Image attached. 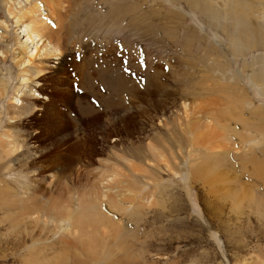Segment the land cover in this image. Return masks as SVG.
<instances>
[{"label":"rangeland","instance_id":"rangeland-1","mask_svg":"<svg viewBox=\"0 0 264 264\" xmlns=\"http://www.w3.org/2000/svg\"><path fill=\"white\" fill-rule=\"evenodd\" d=\"M40 1L43 3L44 0ZM46 1V3L44 1L45 6L50 5L49 3H56V0ZM219 1L221 4L216 3L215 0H59V2L57 0L58 4L62 2L59 4L60 6H64L59 8L57 16L64 24L65 29L62 34L65 37L61 36L63 38L61 45H64L62 48L64 50H61L66 53H69V51L75 53L77 62L84 55L97 57L99 63L97 61V64H95L98 68L111 67L108 66L107 59L114 52L113 56L117 54L119 63L122 65L127 64L125 69H131L133 66L140 69L141 74L140 77H137L139 79L136 78L137 82H131V87H138L139 90L135 95H133V92L123 95L122 103L125 109L121 107L108 108V106H104L103 100L105 98H102V95L104 97L110 95H108L106 88H101V85H99L97 89L94 88L99 96L89 98L91 96L84 95L83 90L79 87L78 74L75 75V71L70 72V74H74L71 75L72 81L77 76V87L74 83L72 84L71 105L64 106L66 112L60 110L71 122V128L69 127L68 130L60 134L64 143L58 147H53L46 140L43 144L37 143V147L33 143L26 146V149L32 151V153L46 154V152H51L49 155L52 154L47 163L45 159L46 164L44 165L47 167L42 171L35 170V173H28L29 164H26L22 167V170L25 167L24 173L20 174L17 171L22 166L20 163L0 158L2 160L0 161V186H7L14 193L21 192L23 197L26 192H32L39 199L41 198L42 203L47 202L46 192H48V195L50 193L56 197L58 190H61L59 191L61 193L64 190L65 192H74L77 196L80 192L83 193V190L79 192L78 188L82 187L84 189L88 186V183L93 181L92 179L95 176L93 177L91 174L98 171V168L102 165L101 161L109 159L108 155L112 151L111 146L116 143L114 142V135H118L124 144L133 148L136 145L138 147L139 144V146H142V150L148 141L153 142L149 138L145 140V136L156 137L158 134V136L165 139L166 146L169 145L173 152L181 176H185L189 165L188 161L193 158L197 160V152L193 150V158L186 157L185 159V146L178 149L173 143L172 137L170 138L171 132L167 128L171 127L170 129H172V125L170 124V127L165 128L167 121H173L176 109H180L178 103L184 98L187 102L189 101L191 108H196L195 111L199 112L201 119H199V124L202 126L207 123L205 126L208 127L204 128L205 126H203L199 135L197 133V135L190 134L191 138L194 137V143L217 140V135L221 133V125L225 126L226 129L229 128L228 130L232 132L237 129L239 135L244 139H255V142L245 140V145L240 144L242 148L232 152L228 149L227 158L231 157V161H228L233 164L232 170L228 174H231L230 177L234 178L233 182L240 181L243 184L240 187L257 193L256 195L264 201V171H262L264 170V24L262 25L263 22L259 20L262 17V11H264V0ZM3 3L4 0H0V19L6 21L7 28L6 32L2 34L6 35V38L0 35V50H6L8 57L5 61L0 60V77L2 73L7 77H11L7 94L0 99L1 125L5 128L8 124V112L10 111L7 108L8 102L9 98L15 93L18 68L13 63L12 55L16 47L13 39L16 26L13 19L7 17ZM47 16H50L48 19L52 23L56 20L51 14H47ZM263 20L264 18L261 21ZM237 24H239V27ZM233 28L235 31H233ZM239 30L241 32H238ZM67 32H69V35H67ZM45 33L49 34L48 31H45ZM248 33L250 37L247 36ZM68 36L70 40L65 43L64 41ZM72 47L73 49H71ZM104 50L107 51V54L104 53ZM68 58L71 59L70 56ZM56 62L55 59H50L52 66ZM116 64L117 62L114 61L113 66ZM69 69L71 70V68ZM150 76L153 77V80L150 79L151 84L147 87V84H143L142 81L145 83V80L149 79ZM250 78L252 81H250ZM234 82L239 83H236L239 88L236 84H233ZM47 86L49 87V84ZM46 89L50 90V88ZM232 89L237 94L242 91L240 93L242 94L241 100L239 98L235 99ZM238 89L241 91L238 92ZM48 90L46 92L55 103L56 101L62 103L60 97L50 94L51 92L49 93ZM116 98V96H112L110 103L117 100ZM76 101L80 105H92L96 112L91 116L81 117L76 108ZM160 103H163L162 107L158 106ZM200 110L203 112L201 113ZM209 110L218 113L213 117V121L211 117V119L204 118L206 117L204 112ZM225 111H227L225 113L227 117L224 116L223 112ZM35 113V119L40 117L41 111H35ZM50 116H48V119H53ZM31 121L34 122L33 119ZM85 121L87 124L91 122V125H93H87ZM202 122L206 123L201 124ZM20 123L21 125L12 129L14 131L28 130L29 134L33 133L31 129L26 127L27 123L24 121H20ZM210 123L212 124L209 126ZM216 123L220 126H217ZM55 124L60 125L58 121H55ZM105 124L111 134L101 138ZM216 126L220 129H216ZM141 127L142 129H140ZM34 128L37 129L36 124ZM248 128L250 129L248 130ZM47 129H54V127L50 125ZM228 130L226 132L228 137L227 147L233 143V137H235ZM83 132L87 135L83 136ZM60 135L56 134L57 137H60ZM91 140L94 143L91 142L90 144ZM80 143H85L86 149H81ZM77 144L78 148H76ZM201 145L198 143L192 145L191 143L193 148L205 151L206 148L201 147ZM81 146L85 147L84 145ZM58 150L62 151L61 157L55 154L58 153ZM83 150H89L88 154L90 156L77 153ZM93 151H96V153L94 154ZM234 152L241 154V158L238 159V157L232 155ZM245 155L248 162L243 165L240 160ZM166 157L167 155L165 160H168V157ZM248 157L249 159L254 158V161H249ZM6 161L12 163L11 165L17 170L6 173L7 170L5 171L4 168V164L8 165ZM255 161L256 163H254ZM163 163L161 162V164ZM129 164H132L131 166L136 169L140 165L144 166L134 158L131 159V162L129 161ZM251 166L253 169L254 167L257 168V173L260 172V174L250 177L254 173ZM259 167L263 169L259 170ZM157 169L158 171H156ZM77 170H79L80 175L79 182H77ZM155 171L161 174V180H159L161 190L158 189L156 194L155 192L149 193L153 197L150 200H153L154 204L149 209H145L144 214L141 213L143 217L139 213L133 214L134 217H131V220H128L129 217L125 219L128 222L124 223L125 228L128 231L131 230L130 232L134 231L132 235L135 238L128 241L129 250H114V247H112L111 252L113 255L111 258L123 256L124 254L130 255L129 260L124 261V264H264V202L263 204L250 205L246 200L240 201L238 204L241 207H237V211L233 205L237 193L234 191H238L237 194H239V186H234L237 188L235 189L233 186L216 183L217 185L209 187L204 180V184L199 182L196 183L197 185L190 184L186 187L183 185V177H176V183L175 179L168 175L170 173L166 172L165 168H156ZM250 171L252 173H249ZM30 179L33 181H30ZM26 186L30 191L23 192ZM208 188L212 191H209ZM146 190H148L147 187H144L142 193ZM13 192L10 193L14 194ZM11 210L0 212V218H8L10 215L19 212V209ZM8 212L11 214L9 215ZM137 215L142 219L138 220ZM5 238L3 235L0 236V241H2L0 243V264H18L13 254V248L10 244L4 242ZM74 245L75 252H69L68 258L64 254H60V249H57L54 254H60L59 259L63 260V263L68 260L71 264V260L77 258L78 262H81L80 264H100V262L92 259L91 255H88L79 242Z\"/></svg>","mask_w":264,"mask_h":264},{"label":"bare ground","instance_id":"bare-ground-1","mask_svg":"<svg viewBox=\"0 0 264 264\" xmlns=\"http://www.w3.org/2000/svg\"><path fill=\"white\" fill-rule=\"evenodd\" d=\"M44 1L45 3L47 2L46 0ZM44 1L42 3L40 0H4L3 3L4 9H6L5 12L7 14V17L9 19H13V23L16 26V33L13 38L15 40L16 47L14 48V51L12 50L13 51L12 55L14 61L13 63L18 68V74L16 77L17 84L15 85V91H14L15 93L9 98V102H8L7 108L10 109V111L8 112L9 114H8L7 127L3 128V126L1 125L2 119L0 116V129H2L0 132V151H1L0 158L4 160L7 159L10 161H17L22 165L20 169L17 170L13 167V165H11L12 163L10 164L6 161V163H8V165L4 164L5 171L7 170L6 173H10V171L17 170L20 174H23L25 171V167L24 170H22V167L25 166L26 164H29L28 166L29 170L27 171L28 173H35V170L42 171L43 169H45V167H47L44 164H46L47 161L50 160L52 154L51 155L49 154L51 152L50 153L46 152V154H37L36 152L32 153V151L26 149L27 148L26 146L30 145V143L36 144V147L38 146L37 143L40 142L43 144L46 142V140L47 142H50V145H52L53 147H58L62 143H64L63 137L60 134L63 131L69 129L71 122L69 119H67L68 118L67 116H65L63 113L60 112V110L66 112L65 110L66 107L64 108V106L71 105L70 99L72 98L71 96L73 95L72 84L74 83L75 87H77V76L76 79L72 81L71 79L72 74H70V72L75 71V75L78 74L79 77L78 81L80 83L79 87L81 88V90H83L84 95L91 96L89 98L92 97L96 98L97 96H99V94H97L96 92V89L98 88L99 85H101V88H106L108 90V95L109 94L110 95L108 97L106 96L104 97L102 95V98L103 99L105 98V100L103 99L102 100L104 101V106H108V108L111 107L115 109L121 107L125 109L122 103L124 98L123 95L129 92H133V95H135L138 93L139 90L138 87L136 88L135 86L131 87L132 84L131 82L132 81L137 82V79H139L137 77H140L141 74L140 69L136 68V66H133L131 69L129 68L125 69V66L127 64L122 65L121 63H119L117 54L116 56H113L114 52L112 53V50H111L112 54H110V58L108 57L107 59L108 61L107 64L108 66L111 67H103V68L101 67L98 68L96 66L97 61L99 63V59L97 57L94 58V57H89L88 55L87 56L84 55L83 58L79 62H77V57L75 56V53L70 51L69 53H66L62 51L64 50L62 49L64 45L61 44L63 43V38L65 37L62 34L65 29L63 26L64 24H62V21H60L57 16H58L59 8H63L64 6L62 7L59 5L62 2L58 4L59 0L58 2L56 0L57 4L49 3L50 5L48 6H45ZM215 1L218 4H221L219 0H215ZM223 6L225 7V5ZM47 14L49 15L51 14V16L54 17L56 20L53 23L50 22L48 19L50 16L48 17ZM263 18H264V11H262V17L259 19L260 22H263L262 25L264 24V20L261 21ZM5 22H6L5 20L0 19V28L2 29L0 35L6 32L7 26ZM239 24H237V26ZM235 29L233 28V31H235ZM45 31H48L49 34H46ZM238 32L241 31L239 30ZM67 35H69V32H67ZM61 36H63V38ZM247 36H249V33ZM2 37L6 38V35H2ZM66 38H67L66 41H64L65 43H67L70 40L69 36ZM71 49H73V47ZM106 52L107 51L104 50L105 54H107ZM68 56H70L71 59L68 58ZM7 57H8L7 51L0 50V60L5 61ZM50 59L51 60L55 59L57 61L55 65L53 66L51 65ZM67 61L70 62L68 63ZM114 61L117 62L115 66H113ZM50 68L52 69L50 70ZM69 68H71V70ZM47 74H49L50 76L49 75H48L49 77L46 76ZM10 78H11L10 76L7 77L3 73L1 74L0 99H2L7 94V87L10 82ZM150 79L153 80V77L150 76L149 79L147 78L145 80V83L143 81L142 83L147 84L148 87L151 84ZM233 81H238V80H233ZM250 81H252V79ZM236 83L238 82H234L233 84L235 85ZM48 84L49 87L47 86ZM238 84H236L237 87ZM217 85L219 84L217 83ZM221 86L223 87L224 85ZM46 88H50V90ZM233 89H235V87H233ZM233 89L232 91L234 92ZM240 89H238V92L241 91ZM47 90L49 91V93L51 92L50 94H53L56 97H60V99H62V103L64 104L57 101L55 103L51 98V96H49V94L46 92ZM241 92H239V94ZM239 94L235 92L233 93L235 99L239 98V100H241L242 94L240 95ZM244 95L246 94L244 93ZM112 96L113 97L116 96L117 100L113 101V103H110ZM39 101L42 102L39 103ZM75 104L77 111L81 117L91 116L94 114V112H96L93 106L90 104L80 105L78 101H76ZM158 106L162 107L163 103H160ZM179 106L181 110L176 109V112L173 115L174 117L173 121L172 122L167 121L166 122L167 124H165V128L168 127L170 124L172 125V129H170L171 128L170 126H169L170 128H167L168 131L171 132L170 138L172 137L173 143L176 145L178 149L181 148V146H185L186 148V153H185L186 155H184L185 159L186 157L193 158L194 156L193 150L197 152L196 153L198 157L197 160L193 158L190 161H188L189 165L186 170L185 176L184 175L181 176V171H179V169L177 168V164L175 163V157L173 156V152L171 151L168 144L167 145L169 148L166 146L165 144L166 141H164L165 139L158 136V134L156 137L146 135L145 140L149 138L152 139L153 142L151 143L149 141L148 143L145 142L146 144L143 146L142 150H141L142 146H139V144L138 147H136L137 146L136 145L135 148H133L132 146L124 144V142L118 135H114L115 137L114 142L116 143H114L111 146L112 151L109 153V155L107 154L109 159H104L103 161H101L102 163L100 162L102 164L101 167L98 168L97 172L95 171L96 173L91 174L93 177L95 176L94 179H92L93 181L90 180L91 182L88 183V186L84 189L82 187L78 188L79 192L80 190L81 191L83 190L82 191L83 193L80 192L77 196L76 193L74 192H65L63 190V192L61 193L59 192L61 190L56 189L58 190L57 191L58 193L56 192L57 196L54 197L50 193L48 195V192H46L45 194H47L46 195L47 202L44 201L46 203L44 202L42 203V201H40L41 198L39 199V197L34 195V193L26 192V190H29L27 186L25 187L26 189L23 191L26 192V195L24 197H23V193L21 192L14 193L11 189H8L7 186H0V212H7L8 210L11 209H16V210L19 209V212L14 211L16 212L14 215H10L11 213L8 212L10 215L8 218H3V217L0 218L1 235H3V237H6L4 239V242L6 244H10L11 248H13V254L15 255L18 264H69L68 260L67 262L65 261V263H63L64 261L59 259L60 254H64L65 257L68 258V256L70 255L69 252H75L74 250L76 248L74 247L75 246L74 244L77 242H79L84 247L88 255L92 256V259L100 262V264H121V263L124 264V261L127 262L129 260L128 257L130 255L127 256L124 254L123 256H115L114 258H111V256L113 255V253L111 252L112 250L111 248L114 247V250L115 249L123 250V251L129 250L130 245L128 241L129 240L131 241L133 238H135V236L132 235L134 231L130 232L131 230L128 231V229L125 228L124 223H128L127 221H125V219L129 217L128 220H131V217H134L132 216L133 214L140 213L141 216L142 212L144 214L145 209L146 210L149 209L152 206V204H154L153 203L154 201L150 200L153 197H151L152 195L150 196L149 193L152 194L155 192L156 194V191L158 189L161 190V188H159L160 186L159 180H161V174H158L156 172L158 171V169L155 171L156 168L159 169L165 168L166 172L170 173L168 175H171L172 178L175 179V182L177 180L176 177H180V176L183 177V185L186 187L189 186L190 184L195 185L196 183L203 182L204 180L209 187L215 186L216 183H221L233 187L239 186L240 193L237 194L238 191H234L237 193L233 205L234 207H236L237 211H238L237 207L238 208L241 207V205L238 204V202L240 201L242 202L246 200L248 201V203H250V205L253 204L257 205L260 203L263 204L264 202L263 199H261V197L259 198L256 195L257 193L255 194L254 192L244 187H240L242 183H240V181L233 182L234 178L233 177L231 178L230 177L231 174H228L229 172H231L233 165L228 161V160L231 161V157L227 158L228 149L232 152L233 150L242 148L240 144L245 145L246 142L245 140L255 142V139L252 140L251 138L244 139V137H241L239 135L237 129H235L232 132L228 130L229 128L226 129L224 128L225 126L223 125L220 126V124H218L221 127V131H220L221 133L217 135L216 137L217 140L215 139H214L215 141L206 140L204 143L203 141L195 142L198 144H202L201 147L206 148L205 151L200 149L201 151L200 152L198 149H195L191 146V143L192 145H194L195 143L193 141L194 137L191 138L190 134L199 135V132L201 131L203 126H205L207 123L204 122L206 124L202 126L199 124L200 122L199 112L195 111L197 110L196 108L195 109L191 108L189 101L187 102L186 99L184 98L181 99V101L178 103V107ZM199 109L202 108L200 107ZM255 110L257 109L255 108ZM35 111H41V113L39 114L40 117H37L36 119L34 118ZM177 111H182V112H177ZM202 112L203 111H201V113ZM204 113L206 117L204 116L203 117L204 118L211 117L212 121H213V117L218 114L217 111H210V110ZM223 113L224 116L227 117L225 114L227 113V111ZM49 115H51L53 119L51 120L48 119ZM124 118H126V116H124ZM32 119L34 120V122L31 121ZM224 120L226 121L225 118ZM20 121H24L25 123H27L26 127L31 129L33 133L29 134L28 130L14 131L12 129L13 127L21 125V123H23V122L20 123ZM55 121H58L60 125L57 126V124H55ZM204 123L202 122L201 124ZM35 124L37 129L36 128L33 129ZM88 124L90 126L93 125V124L91 125V122H89ZM211 124L212 123L208 125L210 126ZM50 125L54 127V129H47V127ZM105 125L103 126L104 127L102 130L103 132L101 133L100 136L101 138H105L106 135L111 134L109 128L107 127V125L106 126ZM206 127L207 126H205L204 128ZM140 129H142V127ZM216 129H220V128L217 127ZM249 129L250 128H248V130ZM227 130L229 132H232V135L235 136L233 137L234 139L233 143H231L229 147L226 146V144H228L227 143L228 137L226 136ZM130 131L133 132L132 130ZM112 133L114 134L113 131ZM56 134L57 135L59 134L60 137H57ZM85 135H87V133L83 134V136ZM220 139H222L223 141ZM93 140L90 141V144ZM201 140L203 139L201 138ZM206 143H208L209 145H207ZM81 145H84L85 147L83 148V146ZM76 148H78V144ZM80 148L86 149L85 143L83 144L80 143ZM88 151L83 150L77 153L79 155H83V154L87 155L89 153ZM93 152L94 154L96 153V151ZM58 153L55 154L58 157L59 156L61 157L62 151L58 150ZM128 154L132 158L137 159L139 162L144 164V166L140 165L137 167L135 164L137 169L142 167L138 170L135 167L131 166L132 164L130 165L129 161L131 162L132 158H129L130 156ZM246 154H248V152H246ZM166 155L168 157V160L167 159L165 160ZM232 155H235L236 157H238V159L239 157L241 158V154H239L238 152H234V154ZM245 157L246 155L244 156L243 159L240 160V162L243 165L248 162L247 158ZM45 159H46V163H45ZM253 159L254 158H250L249 161ZM161 162L164 163L161 164ZM254 163H256V161ZM47 165L49 166V164ZM251 169L254 173L250 177H253V175L255 177L256 175L260 174V172L257 173L258 170L257 168L254 167L253 169L251 166ZM260 169L261 168L259 167V170ZM246 170L248 171V168ZM77 171H78L77 182H79L80 175H79V170ZM249 173L252 172L250 171ZM32 179H30V181H33ZM88 179L90 178L88 177ZM144 187H147L148 190H146V192L144 191L145 193L144 192L142 193V189ZM31 188L33 187L31 186ZM35 191L37 190L35 189ZM209 191L212 190L209 189ZM10 192H13L14 194H11ZM38 194L39 192L37 193V195ZM138 218H139L138 220L142 219L139 216ZM1 242L2 241H0V243ZM57 249L61 250L60 251L61 253L59 255L54 254V252H56ZM84 252L82 253L84 254ZM83 257L85 256L83 255ZM78 261L79 260L77 258H73V260H71V264H80L81 262Z\"/></svg>","mask_w":264,"mask_h":264}]
</instances>
